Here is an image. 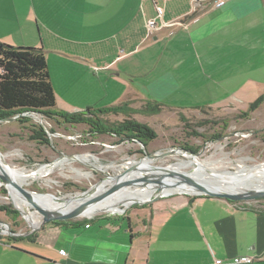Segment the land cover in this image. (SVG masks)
Returning <instances> with one entry per match:
<instances>
[{
	"label": "crops",
	"instance_id": "0c3cea01",
	"mask_svg": "<svg viewBox=\"0 0 264 264\" xmlns=\"http://www.w3.org/2000/svg\"><path fill=\"white\" fill-rule=\"evenodd\" d=\"M0 41L43 49L61 113L235 110L264 94V0H0ZM125 211L0 237V264H264L252 201L177 193Z\"/></svg>",
	"mask_w": 264,
	"mask_h": 264
},
{
	"label": "rangeland",
	"instance_id": "374dc122",
	"mask_svg": "<svg viewBox=\"0 0 264 264\" xmlns=\"http://www.w3.org/2000/svg\"><path fill=\"white\" fill-rule=\"evenodd\" d=\"M5 44L35 47L6 42ZM96 92L95 96L98 95ZM249 104L235 110L201 108L177 111L160 108L159 112L152 113L145 110L146 103L139 102L133 104L134 108L127 106L126 112H107L100 115L106 125H113L130 117L152 128L157 136L145 147L129 140L120 141L111 134L93 135L86 124L57 122L46 115H43V120L48 132L44 131L46 136L42 137L46 138L49 144H43L41 140L34 139V131H38L42 126L39 123L41 116L27 112L23 116L17 114L10 120L0 122V152L5 155L9 165L27 172L37 170L42 165L47 169L60 162L43 177L30 178L22 185L33 193L63 197L85 192L107 175L122 172L131 160H140L146 154L178 151L181 147L193 148V153H196L199 160L214 172H236L242 167L249 168L264 163V103L252 111L248 110ZM20 117L22 120H28L21 122L18 120ZM215 134H220L221 137L212 138ZM188 154L190 153L180 150V154L162 156L151 165L168 166L179 160H189ZM193 166L191 164L184 170L189 171ZM250 184L254 183L249 180L245 183ZM137 205L139 204L132 206ZM3 207L18 211V214L14 216V213L2 210ZM107 210L117 212L110 206H105L96 213ZM0 220L8 227L6 233L0 225L2 238H8L10 232L21 236L30 231L35 232L21 211L13 205L4 185H0Z\"/></svg>",
	"mask_w": 264,
	"mask_h": 264
},
{
	"label": "trees",
	"instance_id": "16d2710c",
	"mask_svg": "<svg viewBox=\"0 0 264 264\" xmlns=\"http://www.w3.org/2000/svg\"><path fill=\"white\" fill-rule=\"evenodd\" d=\"M262 103H264V94L254 99L249 104L248 110L252 111ZM160 108L158 103L146 102L145 110L149 112H159ZM133 110L132 112H134ZM26 111L39 112L55 121L61 120L71 124L84 123L88 125L89 132L93 135L111 134L118 137L120 141H135L143 147L147 146L148 142L157 136L152 128L130 117L113 125L103 123L100 119L101 114L126 112V105L122 104L105 109L87 108L83 112L73 114L56 111L55 94L49 80L43 49L11 46L0 41V120L11 118ZM18 120L25 122L28 119L22 120V117H20ZM34 133L35 140H41L42 143L49 144V141L42 137L46 135L41 126ZM220 137V134L212 136L215 139ZM181 148L194 152L191 147ZM3 209L12 212V214L14 213V216L18 214V211L15 210L10 211L6 207H3ZM19 237L23 236H8L9 239Z\"/></svg>",
	"mask_w": 264,
	"mask_h": 264
},
{
	"label": "bare ground",
	"instance_id": "6f19581e",
	"mask_svg": "<svg viewBox=\"0 0 264 264\" xmlns=\"http://www.w3.org/2000/svg\"><path fill=\"white\" fill-rule=\"evenodd\" d=\"M174 154H180V152L176 151V153ZM181 154L183 155L184 153ZM187 157L189 158V160H182V161L179 160V162L173 163L171 166H169V168L183 171L186 167L193 164L194 165L193 167L202 170L203 173H205L206 175H209L212 178L218 180L217 184L221 188H226V189L234 188L236 190H245L246 188L264 189V163L249 168L242 167L241 169H238V171L236 172H231L228 170H224L223 172H214L213 169L212 170L208 169L204 165V163L199 160V158L196 155L188 154ZM158 158L160 157L152 156V157H143V159L140 160H133V161L131 160V162H128L127 167L130 165L137 166L132 171L131 170L125 171L126 169L125 167V169H123V172H120V174H117L116 176L106 177L103 180L94 184V186H92L86 192L78 193L71 197L47 195L37 192L33 193L31 191L30 192L34 200L43 208L50 210L67 211L76 207L78 204H80L82 201L86 199H90L95 196L97 197L101 195V193H103L106 189H108L110 186H112L115 183L131 181V180L142 181L143 178L150 177L151 175L156 174L157 170H155L153 165L151 164L153 163L154 160ZM74 159H78V157H74ZM84 160H88V159L84 158ZM4 161H6L5 155H3L0 152V162L2 165L0 168V173L4 171L11 179H14V181L20 185H22L23 183H27V180H29L30 178L43 177L48 172H50L51 169L56 164L60 163V162H56L54 163L53 166L47 169H45V166L42 165L37 170L27 172L21 169L14 168L11 165L10 166L5 165ZM187 164L188 166H186ZM149 165L151 167H149ZM248 180L253 182L254 184L245 185V183ZM0 185H4V183L0 181ZM6 188L8 190L9 197L13 205L21 211L22 216L25 218V220L28 221L30 226L32 227L39 226L41 221L40 215L38 212L33 211L31 208H29L30 203L26 200V198L21 193H19L11 184L6 183ZM154 189L155 188L152 184H147L144 186L142 185L124 186L122 188H119L117 191L107 196L103 200L89 205L86 211L84 212V216H90L92 214H95L97 210L105 206H110L113 211L121 212L123 210L122 205L126 206L134 201H144L152 196ZM6 225L7 224L1 225L4 227V228L2 227L3 232L8 231V227Z\"/></svg>",
	"mask_w": 264,
	"mask_h": 264
},
{
	"label": "water",
	"instance_id": "95a60500",
	"mask_svg": "<svg viewBox=\"0 0 264 264\" xmlns=\"http://www.w3.org/2000/svg\"><path fill=\"white\" fill-rule=\"evenodd\" d=\"M5 120H10V118ZM180 150L184 152H189L192 155H196V153L183 150L182 148L179 149L178 151L180 152ZM174 153H176V151L170 150L162 153L146 154L145 157H152V156L162 157ZM4 164L10 166L6 161H4ZM1 166L2 165L0 162V168ZM169 166L171 165L153 166L154 169L157 170L156 174H153L150 177L143 178L142 181L131 180V181L115 183L112 186H110L108 189H106L103 193H101V195L97 197L95 196L90 199H86L82 201L80 204H78L76 207L67 211L50 210L43 208L34 200L29 190H27L24 186L15 182L14 179H11L4 171L0 173V181L4 183L5 187H6V183L11 184L30 203L29 208L39 213L41 221L39 226L33 227L32 230L34 231H36L42 225L48 222H63V223L83 222L95 218H104L110 215L121 214L127 208L131 207L133 204H139V205L149 204L177 193L220 197L231 201H252V200L264 199V189L246 188L245 190H236L234 188L233 189L221 188L217 184L218 180L212 178L209 175H206L200 169L192 167V169H190L189 171L186 170L179 171L176 169H171L169 168ZM135 167L137 166L130 165L126 167L125 171L126 170L132 171ZM116 175H107L106 177H111ZM147 184H152L155 188L150 198L144 201H134L126 206L122 205L123 210L121 212H111L107 210L92 214L90 216H84V212L86 211L89 205L103 200L107 196L117 191L119 188H122L124 186H134V185L144 186ZM4 224L5 223L0 220V225H4ZM6 233H8V231ZM31 233L32 231H30L27 234H23V236L30 235ZM10 235L20 236V234H17L15 232H10Z\"/></svg>",
	"mask_w": 264,
	"mask_h": 264
},
{
	"label": "built area",
	"instance_id": "2783aa9c",
	"mask_svg": "<svg viewBox=\"0 0 264 264\" xmlns=\"http://www.w3.org/2000/svg\"><path fill=\"white\" fill-rule=\"evenodd\" d=\"M162 12H163L162 8H161V7H157V15H158V16H161V15H162ZM154 25H155V21H154L153 19H150V20L147 22V26H148L149 28L153 27ZM27 112L34 113V114H37V115H40V116H41L39 123L42 125L41 127H42L43 130L46 132L47 129H46L45 125H44V120H43V117H44V116H43L41 113L36 112V111H26V112H23V113L19 114L18 116H20V115L23 116V114H24V113H27ZM18 116H17V117H18ZM47 132H48V131H47ZM47 132H46V133H47ZM133 142H135V141H133ZM252 202H253V204H254L255 206L264 209V203H263L261 200H252ZM252 260H253V258L250 257V256H237V257H235V258L233 259V261H234L235 263H251ZM215 262H216V264H220L222 261H221L220 259H217V260H215Z\"/></svg>",
	"mask_w": 264,
	"mask_h": 264
},
{
	"label": "flooded vegetation",
	"instance_id": "af4514ba",
	"mask_svg": "<svg viewBox=\"0 0 264 264\" xmlns=\"http://www.w3.org/2000/svg\"><path fill=\"white\" fill-rule=\"evenodd\" d=\"M43 115V114H42ZM49 119H51L52 120V118H49ZM54 120V119H53ZM1 121H3V120H0V122ZM59 121H61V120H58L57 122H59ZM66 123V122H65ZM67 124H71V123H67ZM72 124H84V123H72ZM43 129V128H42ZM46 133V132H45ZM41 142V141H40ZM43 144H45V143H43Z\"/></svg>",
	"mask_w": 264,
	"mask_h": 264
}]
</instances>
